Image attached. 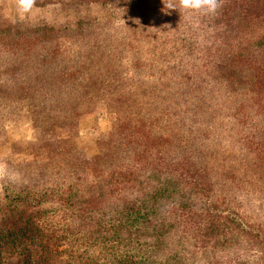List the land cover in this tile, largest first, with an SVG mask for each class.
<instances>
[{"label": "trees", "instance_id": "obj_1", "mask_svg": "<svg viewBox=\"0 0 264 264\" xmlns=\"http://www.w3.org/2000/svg\"><path fill=\"white\" fill-rule=\"evenodd\" d=\"M72 1L94 19L32 26L0 0V107L27 108L32 155L7 194L0 264H264V0L173 22L147 10L179 0ZM117 12L124 34L97 37ZM108 96L118 134L88 155L63 132Z\"/></svg>", "mask_w": 264, "mask_h": 264}, {"label": "rangeland", "instance_id": "obj_2", "mask_svg": "<svg viewBox=\"0 0 264 264\" xmlns=\"http://www.w3.org/2000/svg\"><path fill=\"white\" fill-rule=\"evenodd\" d=\"M45 4L44 1L50 3L46 6L47 11L42 9H36L33 7L29 14L30 25L39 26L43 23L55 26L58 28L60 25L65 24H76L78 18L83 19H94L95 10L90 7L91 5L86 4L78 5L72 0H38ZM133 0H122L121 7L124 10L131 7ZM174 4L176 10L168 9V5H160L157 7H152L147 10V15L150 18H169V22H173L176 17V12L185 11L179 5V1L172 3ZM95 7L99 8L102 13L107 12L106 9H102L103 6L100 4ZM11 15L6 13L8 17L14 15V10H12ZM121 12H117L113 16L117 17L114 22L102 25L95 23L93 25L96 36H101L106 30H111L117 35L122 36L124 34L120 24L121 22ZM188 14V13H187ZM187 16L179 22L174 31L182 33L184 25H186ZM5 18V16H4ZM119 19V20H118ZM122 21V20H121ZM103 26H107L104 28ZM192 35L191 30L188 31ZM95 36V37H96ZM200 49H198L199 51ZM215 66V64H214ZM196 73L195 67H192L188 74L194 75ZM215 75V67H211L209 79ZM180 82H186L185 79H181ZM130 99L134 103H139L141 99V90L134 87L129 92ZM117 101V100H116ZM114 101L113 96L101 99L96 98L94 101L89 103L81 104L79 110V122L76 127L67 128L64 130V134L72 135L79 138V143L84 146L83 150L87 152L88 155H98L105 151L107 146L99 145V141L109 142L114 141L118 131L117 123L122 117L120 113H116L115 106L117 102ZM125 109H129V104L123 106ZM27 108L25 109L22 105L0 107V228H7L10 224V216L7 210V194L12 191L18 184L20 178L17 172L16 165L20 161L21 163L25 159H29L32 155L30 152H26V146L24 143L29 141V130L26 128L29 125V117L27 115ZM220 114L217 112V119L221 120L225 125L229 124L231 117L223 116L220 119ZM19 129L14 132H10L15 126ZM10 137V141H15V149L13 150L11 145L5 144L7 139ZM119 152V151H118ZM92 158V157H91ZM19 162V163H20ZM38 258L40 252L37 254ZM10 262L16 264L17 260L22 258L18 257L16 254H9Z\"/></svg>", "mask_w": 264, "mask_h": 264}, {"label": "clouds", "instance_id": "obj_3", "mask_svg": "<svg viewBox=\"0 0 264 264\" xmlns=\"http://www.w3.org/2000/svg\"><path fill=\"white\" fill-rule=\"evenodd\" d=\"M18 13L29 14L35 6V0H16ZM179 5L185 10L203 15L214 14L219 9L220 0H179ZM168 9L176 10L174 4L169 3Z\"/></svg>", "mask_w": 264, "mask_h": 264}]
</instances>
